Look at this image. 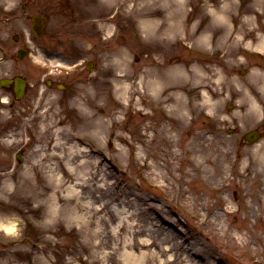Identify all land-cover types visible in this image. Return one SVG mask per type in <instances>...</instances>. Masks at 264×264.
I'll use <instances>...</instances> for the list:
<instances>
[{"label": "rangeland", "instance_id": "obj_1", "mask_svg": "<svg viewBox=\"0 0 264 264\" xmlns=\"http://www.w3.org/2000/svg\"><path fill=\"white\" fill-rule=\"evenodd\" d=\"M156 2L85 0L73 6L90 17L102 15L106 34L101 32L110 38L92 36L95 20L77 28L80 58L94 57L96 69L81 70L72 124L60 111L31 114L15 105L22 125L34 118L37 125L29 136L23 131L13 139L1 136L6 139L0 142V189H8L0 198V219H14L17 231L0 230V264H85L82 259L91 249L115 247L119 255L133 237L150 238L147 246L154 250L167 252L165 246H170L172 252L194 253L196 264H264V135L253 145L240 141L247 130L263 128L264 71L208 69L199 58L217 36L230 45L243 44L239 34H247L246 27L253 39L249 44L258 48L257 40H262L264 50V0ZM1 5L17 12L38 9L26 0H2ZM93 7L100 12L92 13ZM168 10L173 25L166 34H156ZM216 28L228 30L221 37ZM205 34L208 38L202 41ZM186 41L193 48L187 50ZM191 59L203 74L184 72ZM123 80L134 84L127 89L126 102L120 97ZM141 86L156 95L142 109L146 115L138 110ZM179 97L187 112L183 121L167 111L169 104L181 106ZM251 98L257 111L248 104ZM9 117L10 107L5 106L1 119ZM57 121L64 126L54 127ZM145 125L151 126L148 132ZM50 127L57 130L53 133ZM164 135L174 140L172 147ZM20 149L24 152L18 161ZM75 150L79 153L73 161H85L73 169L75 183L86 180L89 168L99 172L81 189V197L71 193L75 187L70 181L56 191L55 179L48 176L66 173L65 161ZM25 172L28 178L20 180ZM112 208L129 223L138 222L136 231L127 227L114 236L108 227L89 221L90 216L98 220L114 214ZM96 228H101L97 237L92 233Z\"/></svg>", "mask_w": 264, "mask_h": 264}, {"label": "flooded vegetation", "instance_id": "obj_2", "mask_svg": "<svg viewBox=\"0 0 264 264\" xmlns=\"http://www.w3.org/2000/svg\"><path fill=\"white\" fill-rule=\"evenodd\" d=\"M27 4L39 6L30 15L37 14L40 18V36L29 30L11 37L8 26L0 23V104L8 102L12 109L11 120L2 121L0 116V134L21 130V122L15 115L21 112L15 110L16 104L25 108V112L33 106L37 110L45 106L50 112L58 108L67 119H74L72 101L79 92L81 67L74 41V36L78 38L75 21L67 13L70 0H28ZM16 15L15 11L11 13L12 17ZM64 52L72 61L77 60L76 64L67 65V69L61 68ZM30 55L41 64L31 60ZM15 89L24 91L20 99L16 98Z\"/></svg>", "mask_w": 264, "mask_h": 264}, {"label": "bare ground", "instance_id": "obj_3", "mask_svg": "<svg viewBox=\"0 0 264 264\" xmlns=\"http://www.w3.org/2000/svg\"><path fill=\"white\" fill-rule=\"evenodd\" d=\"M155 1H157L156 2V4H157L159 0H155ZM154 13H156V12L154 11ZM212 14L216 15L214 12H212ZM171 17H172L171 13L168 10L166 12V14L164 15V20L159 24V26L156 30V34H166V32H168V30H170V27L173 25L172 21L169 20ZM143 27L145 28V26H143ZM159 29L161 30L162 33L158 32ZM201 37H202L201 40L203 39L204 41H206L208 38L206 34L202 35ZM157 40L163 41V39H161V38H158ZM183 69H184V72H186L185 69H196L198 73L201 72V74H203V69L195 68L194 65L188 66L186 68L184 67ZM197 72L195 74H198ZM133 87H134V84L129 83L125 80H123L119 83V88L121 89V92H123L122 96H120V97L123 99L124 102H126L128 100L127 96L129 95V92L127 91V89H131ZM153 92H155V90H153ZM136 93H137L138 99H139V102H138V106H139L138 108L139 109L138 110L143 115H146L145 113L142 112V109L148 105L150 106L151 103L155 102L156 101V95H154L153 93L148 91V89L145 88L144 86H141V89L139 91H137ZM164 98L168 99V97H166V96ZM181 99H182V97H179L178 103H180V104L182 103ZM250 100H251V103H248V104L250 105L251 108H253L255 111H257L258 107L254 104L253 99L251 98ZM204 101L209 102V99L206 97V94H205ZM171 105L170 104L168 105L167 111L176 112L177 115H180V117H178V119L180 121H183L185 119V116L187 113L185 110L184 103H182L180 107H176V108L171 106ZM144 120H145V118H144ZM93 124H95L96 127L98 128L100 126L101 122L99 119H96ZM149 129H151V126H149V125L144 126V132H148ZM94 133H97V132L94 131ZM164 138L167 141V143L170 145V147H172L174 145V140L171 139L170 136L164 135ZM77 146L80 147L81 143L78 142ZM3 151H4V149H3ZM171 151L175 156H177V153H175L172 149H171ZM78 153L79 152H77V150H75V153L72 152V154H71V159L70 158L66 159V161H65V164H66L65 167L66 168L64 169V171L66 173L62 172V175L55 176V174H53V172H49L48 176L50 178L55 179L56 191H59L61 186H63L67 181H70L71 183L74 184V187H75V188L70 190L71 193L76 194L78 197H81L83 188H87V186H88L87 182L92 180L95 175L99 174V172H98V170H95V172L93 173L89 168L86 171V173H87L86 180H84L86 182L83 181L80 183H78V182L75 183L74 181L78 177L77 178L75 177V175L73 173V169L78 168V167L82 166L83 164H85V161H83V160L81 161V163L80 162L75 163V161H73V159H75V157H77ZM74 164H76V166ZM158 165L161 166V164H158ZM11 174H13V173H11ZM25 178H28L27 172L22 173V178L19 177L20 180H25ZM78 186L80 187V192L76 189V187H78ZM7 189H8L7 185H4L0 189V193H1L0 198H3V195L5 193H7ZM60 200H61V198H59L58 202ZM80 207L83 209H86V207H84L83 204H81ZM54 210H57V205L54 207ZM76 210H78V209H75L74 211L76 212ZM110 210L114 214H109L107 217H101L98 220H93V219H91V216H90L89 221L94 222L95 225H96V223H98L97 226L102 225V228L108 227L110 229V231H114V234H113L114 236H118L120 231L127 230V227H130L131 230L134 228L133 231H136V228H138V226H139L138 222L129 223L128 220H125L124 218L117 215L115 208H112ZM113 224H115V225L113 226ZM0 230H3L4 232H7V233H16V231H17L16 221L14 219H11V218L0 219ZM100 230H101V228H96V231L92 232L93 235L97 237L98 234L100 233ZM137 230L140 231L139 229H137ZM150 235L153 236L152 233H150ZM231 235L233 236V234H231ZM149 240H150V238L133 237L132 241H130L131 246H129L128 249H125L123 251V253L119 254V255H117L118 252H117V249L115 247H110L109 251H106L103 246H102L103 250H102V247L100 248L99 251H94L91 249V252L87 255V258L82 259V260L84 261L85 264H108V262L110 264H196L193 262V258L197 257L196 254L193 253L192 255H189L187 253L183 254V253L172 252L170 249V246L169 247L165 246V250L167 252H165L164 249H159V248L154 250V249H151L150 246H147V244H149ZM163 241H164V239H163ZM165 241H167V243H168L169 240H165ZM153 242L154 241H152V243ZM116 243H118V241H116ZM99 245H100V243H98V242L94 244V246L96 248H99ZM165 245H167V244H165ZM168 245H170V243H168ZM158 246H159V244H158ZM102 258L104 259L105 262L102 260Z\"/></svg>", "mask_w": 264, "mask_h": 264}, {"label": "water", "instance_id": "obj_4", "mask_svg": "<svg viewBox=\"0 0 264 264\" xmlns=\"http://www.w3.org/2000/svg\"><path fill=\"white\" fill-rule=\"evenodd\" d=\"M256 136H257V133L255 131H252L250 132L248 135H247V140L248 141H254L256 139Z\"/></svg>", "mask_w": 264, "mask_h": 264}]
</instances>
